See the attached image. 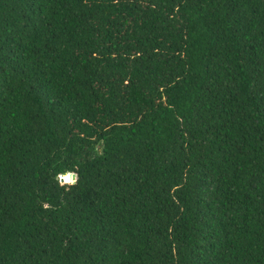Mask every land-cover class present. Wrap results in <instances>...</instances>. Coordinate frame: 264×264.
<instances>
[{
	"label": "trees",
	"instance_id": "obj_1",
	"mask_svg": "<svg viewBox=\"0 0 264 264\" xmlns=\"http://www.w3.org/2000/svg\"><path fill=\"white\" fill-rule=\"evenodd\" d=\"M0 264H264V0H0Z\"/></svg>",
	"mask_w": 264,
	"mask_h": 264
},
{
	"label": "water",
	"instance_id": "obj_2",
	"mask_svg": "<svg viewBox=\"0 0 264 264\" xmlns=\"http://www.w3.org/2000/svg\"><path fill=\"white\" fill-rule=\"evenodd\" d=\"M66 176H70L73 180H77V173L76 172H69V173H67V174H65V175H61L60 176V179H61V181L62 182H67V180H66Z\"/></svg>",
	"mask_w": 264,
	"mask_h": 264
},
{
	"label": "clouds",
	"instance_id": "obj_3",
	"mask_svg": "<svg viewBox=\"0 0 264 264\" xmlns=\"http://www.w3.org/2000/svg\"><path fill=\"white\" fill-rule=\"evenodd\" d=\"M66 180L70 185H75L76 181L73 180L70 176H66Z\"/></svg>",
	"mask_w": 264,
	"mask_h": 264
}]
</instances>
